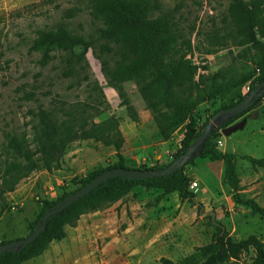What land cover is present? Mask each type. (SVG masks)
<instances>
[{"label": "rangeland", "instance_id": "1", "mask_svg": "<svg viewBox=\"0 0 264 264\" xmlns=\"http://www.w3.org/2000/svg\"><path fill=\"white\" fill-rule=\"evenodd\" d=\"M228 5L229 0H159L158 9L153 12L171 22L177 38L167 60L169 64L181 61L184 53V59L189 60L193 51L211 55L213 61L203 74L238 77L248 73L249 79L241 85L242 94H247L250 84L256 81V62L264 59V25L262 33L256 29L259 44L235 43ZM259 6L264 18V0H260ZM101 26L91 14L90 0H0V182L8 157L9 136L25 140L36 152L34 133L43 112L57 125L70 124L71 115L85 117L84 110L89 112V118L98 110V116L89 121L114 116L120 121L122 134L143 120L148 130L156 128L135 82L108 81L105 68L113 67L116 58L101 51L104 42L96 40ZM58 28L94 38L95 44L87 49H74L76 64L67 63L62 51L52 49L45 59L43 50L31 49L41 34ZM197 78L196 74L194 80ZM260 101L243 119L226 127L240 125L238 129L229 134L220 130L222 145L218 144V148L232 155L243 196L264 207V97ZM228 102V96H220L198 105L193 110L198 127ZM184 132L183 126L172 135L176 148L166 162L141 166L161 167L171 162L180 150ZM126 144L121 152L126 164L135 168L128 162L130 155L124 154ZM33 159L34 171L16 186L23 192L13 196L15 188L2 194L0 241L25 237L44 201H54L75 190L81 178L91 171L114 164L116 155L112 147L77 135L61 155L59 169L49 171L40 153ZM209 162L198 159L184 171L190 183L197 181L198 191L194 193L190 187L189 190L203 204L202 208L180 199L177 193L157 201L159 193L148 190L133 211L134 218L131 214L127 216L132 224L128 232H122L127 224L116 213L124 203L134 201V197L86 213L75 226H65L66 241L49 245L45 262L56 264L54 255L60 253L72 259L74 250L86 252L79 258V264H163L162 258L180 262L194 254L199 256L197 249L210 243L216 232L212 222L221 226L234 242L255 236L264 244V218L257 211L234 204L229 188L223 183V166H209ZM210 210L215 212L214 221L207 218L211 217L207 214ZM254 256V249L249 247L226 264H250ZM36 257L22 264L33 263Z\"/></svg>", "mask_w": 264, "mask_h": 264}, {"label": "trees", "instance_id": "2", "mask_svg": "<svg viewBox=\"0 0 264 264\" xmlns=\"http://www.w3.org/2000/svg\"><path fill=\"white\" fill-rule=\"evenodd\" d=\"M259 2L260 0L249 2L229 0L227 12L232 22V37L235 43L239 45L259 44L255 38L256 29L262 33L264 25ZM90 5L93 18L102 24L96 34V40L104 42L101 51L116 58L113 67L105 68L108 81L110 83L133 81L138 85V90L146 102L163 140L168 141L176 130L185 127L180 150L173 156L172 161L185 152L213 114L242 101L245 97V94L241 92V85L249 79L248 73L238 77L199 74L195 81L196 67L189 60L184 59L185 53L182 55L181 61L170 64L167 62L177 45V38L171 22L157 17L153 12L158 9L159 0H90ZM94 44V38L87 39L73 34L65 28H58L41 34L33 41L31 49L43 50L45 59L50 50H59L64 52L67 63L76 64L77 60L73 58L74 49L79 47L87 49ZM186 44L190 48L189 40L186 41ZM256 66L259 73L255 83L250 84L249 91L264 80V59L257 61ZM220 96H228L227 105L214 111L207 117L206 122L198 127L193 110L198 105ZM254 108L255 106L251 107L214 131L201 153L183 166L181 170L159 178L127 180L116 177L103 182L62 212L49 218L46 230L22 251L0 254V264H22L27 259L43 254L51 242L61 241L66 237L65 226H75L82 215L104 210L125 199L137 187L157 191L159 193L157 201L171 193H177L180 199L196 205V195L189 190L191 179L184 171L186 166L195 165L198 159L211 162L221 161L223 183L229 188L234 204L257 211L264 218V207H261L253 198L243 196L236 163L232 155L218 148V141L221 138L220 130L222 131ZM83 113H85V117L83 114L74 118L71 115V119L68 120L70 124L57 125L47 113L43 112L40 116L39 127L34 133L36 152L29 148L25 140L9 136L8 151L6 152L8 157L2 170L0 182V201L2 194L15 190L19 182L34 171L33 157L36 153L42 155L49 171L59 169L61 155L67 144L71 143L77 135L112 147L116 155V162L106 168H97L91 171L81 178L75 190L85 186L106 169L116 167L131 169L126 164V158L121 152L125 140L119 129L120 121L114 116L99 122L89 121V119L98 116L100 112L97 110L96 114L90 118L87 110H84ZM136 120L137 117L133 116V121ZM157 168L160 167L141 166L138 169ZM71 192L64 193L54 201H44L38 216L29 225L28 230L31 232L39 224L41 216L47 208ZM202 207V204L197 206V208ZM1 213L0 210V215ZM212 225L216 232L209 244L197 249L199 256L194 254L180 262L162 258L161 262L163 264H226L238 253L252 247L255 256L250 264H264V244L255 236L234 242L228 238L221 226L213 224V222ZM10 241L12 240L2 239L0 245Z\"/></svg>", "mask_w": 264, "mask_h": 264}, {"label": "water", "instance_id": "3", "mask_svg": "<svg viewBox=\"0 0 264 264\" xmlns=\"http://www.w3.org/2000/svg\"><path fill=\"white\" fill-rule=\"evenodd\" d=\"M264 96V80L256 84L247 94L242 101L218 110L213 114L205 123L203 129L198 133L196 138L189 144L185 152H183L179 157L168 163L167 165L157 168V169H138V168H110L106 169L96 177H94L89 183H87L82 188L75 190L60 201H58L53 206L47 208L39 221V224L29 232L25 237L12 240L0 245V254L7 252H20L26 246L34 242L41 233L46 230L47 221L49 218L59 214L64 209L72 205L74 202L78 201L82 197L89 194L92 190L97 188L103 182L116 177H122L127 180H143L149 178H159L168 176L178 170H181L188 162L193 160L198 156L207 140L210 138L212 133L218 128L227 124L234 118H237L253 106L260 104V99ZM240 125L233 126L231 128H224L222 130L223 134H229L235 129L239 128ZM214 221L215 212L210 210L207 212Z\"/></svg>", "mask_w": 264, "mask_h": 264}, {"label": "crops", "instance_id": "4", "mask_svg": "<svg viewBox=\"0 0 264 264\" xmlns=\"http://www.w3.org/2000/svg\"><path fill=\"white\" fill-rule=\"evenodd\" d=\"M242 117L245 116L243 115ZM122 135L125 139V144L127 143L124 154L130 155L128 162L130 164H134L135 168H138L139 166L145 163L148 164V166H153L158 163H164L168 160L170 154L173 153V151L176 148V142H174V136L168 141L163 140L159 135L157 128H152L151 130H148L144 120L141 122V124H138V126H134L132 130L126 133L123 132ZM208 165L221 166V167L223 166L221 161L209 162ZM147 191L148 189L142 187L135 189L133 193L125 197V199H128L129 197H134V201H129L128 204L124 203L123 207H121L119 212L116 213L117 217L123 223L127 224L124 230L122 231L124 234L128 232L132 226L129 219H127L128 214H131L132 218H134L133 211L136 209L137 206H139V202L142 200L143 195L147 194ZM22 192H23L22 188L17 187L16 190L13 191L11 194L13 196L18 197V195H20ZM162 199H160L159 201H162ZM199 204H201V202L196 201V206H198ZM119 205L120 204H118V207ZM206 208L208 209V207ZM65 231H66V237L63 240L57 242L61 243L62 241H66L67 239L66 228ZM54 242L56 241L51 242L50 245H52V243ZM48 253L49 252L47 249L42 255L36 257L33 263L29 262L26 264H48L49 262H45L46 258L44 259V256L47 255ZM85 253H86L85 251L74 250L70 255L72 259H68L67 258L68 256H65L66 257L65 259V257L61 255V253L59 255L55 254L54 258L56 260V264H79L78 262L79 258L85 256Z\"/></svg>", "mask_w": 264, "mask_h": 264}, {"label": "built area", "instance_id": "5", "mask_svg": "<svg viewBox=\"0 0 264 264\" xmlns=\"http://www.w3.org/2000/svg\"><path fill=\"white\" fill-rule=\"evenodd\" d=\"M188 58H189L191 64L196 67L197 75L203 74L205 72L206 66H209L211 64V62L213 61V56L200 54L198 52L196 53L195 51H193L191 53V55H189ZM256 72L258 75L259 70L256 69ZM218 144L222 145V142L218 141ZM189 187L194 193H196L198 191V189H197L198 184L196 181H192L190 183Z\"/></svg>", "mask_w": 264, "mask_h": 264}]
</instances>
